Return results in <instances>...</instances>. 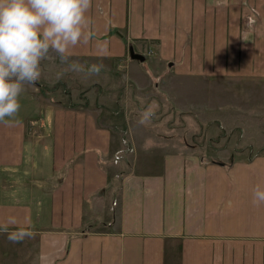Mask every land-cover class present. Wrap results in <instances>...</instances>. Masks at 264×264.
Masks as SVG:
<instances>
[{
    "label": "crops",
    "instance_id": "1",
    "mask_svg": "<svg viewBox=\"0 0 264 264\" xmlns=\"http://www.w3.org/2000/svg\"><path fill=\"white\" fill-rule=\"evenodd\" d=\"M87 16L92 35L67 60L50 50L17 118L0 121V224L11 216L10 229L30 233L18 244L0 232V264H264V202L252 196L264 182V111L237 125L219 94L197 95L264 93V0H90ZM127 44L185 77V91L127 61ZM117 110L146 112L158 130L193 115L192 135L210 142L139 145L135 126L110 118ZM220 133L237 134L232 147Z\"/></svg>",
    "mask_w": 264,
    "mask_h": 264
},
{
    "label": "clouds",
    "instance_id": "2",
    "mask_svg": "<svg viewBox=\"0 0 264 264\" xmlns=\"http://www.w3.org/2000/svg\"><path fill=\"white\" fill-rule=\"evenodd\" d=\"M90 0H0V121L12 123L20 109L24 83L40 78L41 61L54 50L67 60L70 46L92 35L87 10ZM69 68L79 70L77 61ZM253 202H264V182L255 184ZM13 217L0 224L9 240L30 233L15 224Z\"/></svg>",
    "mask_w": 264,
    "mask_h": 264
},
{
    "label": "rangeland",
    "instance_id": "3",
    "mask_svg": "<svg viewBox=\"0 0 264 264\" xmlns=\"http://www.w3.org/2000/svg\"><path fill=\"white\" fill-rule=\"evenodd\" d=\"M129 45H132V44H127V48L129 47ZM149 55H145L146 59L143 61H138V63H140V65H142L146 69V73H149V71H151L153 76H155V74L156 76H158L162 73V71L159 73V71L155 70L154 67L151 66V62L156 61V60H155V56L152 55L150 57ZM127 61H131V58L129 56L127 57ZM41 62H45V60ZM155 67L157 66L155 65ZM175 75L176 73L174 71L166 72L165 70V73L161 74L159 77L161 79L172 81V83H174L175 81H178L179 84H177V86L181 87L183 91H185V87H186V83L184 79L185 77L183 76L180 77V76H175ZM98 76L100 77V74H98ZM153 76L150 74L151 78ZM148 86L149 88L145 91L146 94L150 92V86L151 88H153V84L149 83L147 87ZM198 88L201 89V86H199ZM130 92H131V95H138V92L137 93L133 92L132 88H130ZM146 94H142V95L144 96ZM216 94H219L221 97V101H220L221 104H218L219 106L218 109L222 113V117L225 119H228L229 122H232V123L234 121L237 122V125H240L242 122L249 123L252 120L251 115L253 111L254 112H256L257 110L264 111V93H261L262 95L254 94L253 96H251V99H250L248 98V96H244L243 93H238L240 95L238 94L235 95V92H233L232 87H229V86H226L225 91L222 93H217V91H211L210 93H206V94L200 93V92L197 93L199 97L205 98L206 100H208V96L211 97V96H215ZM183 95H184L183 92H179V94H177V96L180 97L179 101L181 102V105L179 104L177 99H176V102L180 106L185 107L186 101ZM130 103L131 105L133 104L132 102ZM152 104L154 103L152 102ZM155 104L161 105V106L168 105V103L165 102L164 100H162L159 103L155 102ZM194 106L197 108V111H199V115L201 116L200 118L204 121H209L210 114L215 115V113L212 112V110H208L207 102L202 101V99H199L197 102H195ZM201 107L206 108V110L209 111L208 114H205L202 111ZM129 109L132 110V108H129ZM130 110L129 112L117 110V111H114L113 114L109 113V115L112 121L115 122L116 124H120V126H123V124L125 125V123H129L130 128H131V125L135 126L137 128L136 138L139 141L138 142L139 145H141V143L143 142L152 143V141H154V143H156L155 142L156 140H159V141L171 140L172 143L177 144L179 147L185 146L187 143H192V142H194L195 145H198L201 143L207 144L210 142L208 140L209 135L208 134L204 135L203 130H196L197 134H195L194 136L192 135V129L197 127L196 126L197 118L193 115H187V114H183V115L177 114L176 115L175 114L171 129L165 128L166 127L165 125L167 124H164L161 127V129L158 130L156 129V127H151L153 119H151L147 115L146 112H143L142 117L138 118L137 114ZM172 118H173V115H171V117L168 118V120ZM156 120H159V118H157ZM139 122H142L140 123V126H139ZM217 125H218V121L215 120L214 122L210 123L209 126H217ZM161 133H164V134H161ZM220 137L221 138L219 141V146H221V149L222 148L229 149V147H232V145L234 144V141L237 138V134L236 133H232V134L220 133ZM19 243H20V240L18 241V244Z\"/></svg>",
    "mask_w": 264,
    "mask_h": 264
},
{
    "label": "water",
    "instance_id": "4",
    "mask_svg": "<svg viewBox=\"0 0 264 264\" xmlns=\"http://www.w3.org/2000/svg\"><path fill=\"white\" fill-rule=\"evenodd\" d=\"M128 55L130 58L132 59H137V60H140V61H143L145 56L141 53H138V52H135L134 48L132 45H129L128 47Z\"/></svg>",
    "mask_w": 264,
    "mask_h": 264
}]
</instances>
